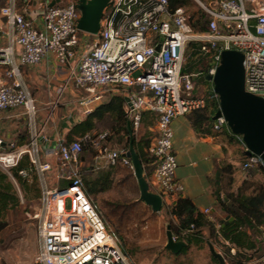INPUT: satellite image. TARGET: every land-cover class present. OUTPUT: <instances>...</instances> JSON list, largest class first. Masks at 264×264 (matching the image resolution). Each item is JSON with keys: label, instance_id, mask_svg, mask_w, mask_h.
<instances>
[{"label": "built area", "instance_id": "2783aa9c", "mask_svg": "<svg viewBox=\"0 0 264 264\" xmlns=\"http://www.w3.org/2000/svg\"><path fill=\"white\" fill-rule=\"evenodd\" d=\"M51 1L5 0L0 6L8 35L0 47L6 80L0 81V112L21 107L28 125V138L21 145L0 138V170L16 186L11 170L25 157L28 168L17 174L27 181L32 176L37 183L38 207L32 215L37 224L35 264H133L118 235L107 227L98 206L86 195L79 170L83 142L89 143L94 153L95 169L122 166L132 170L124 155L127 149L108 148V133L101 132L68 143L59 137L51 159H43L41 141L45 137L36 124L34 100L21 67L38 64L47 53L59 66L73 63L67 82L76 91L74 109L81 119L108 94L122 97L134 136L142 114H153L156 135L146 151L152 167L146 182L167 210L172 204L169 199L183 190L175 179L172 121L203 110L211 102L218 110L211 83L209 94L194 95V79L199 84L200 77L213 75L221 52L234 50L242 55L244 91L264 99V0H190L208 17L202 32L193 31L186 9L171 8L170 0H109L98 34L85 44L81 36L90 35L76 28L78 0H58L49 7ZM32 3L39 11L40 29L26 16ZM190 42L205 56L202 75L181 72ZM211 128L230 132L222 117L213 120ZM235 137L245 152L241 138ZM259 166L264 164L254 154L245 156L241 163L244 171ZM203 213L208 215V209Z\"/></svg>", "mask_w": 264, "mask_h": 264}, {"label": "crops", "instance_id": "0c3cea01", "mask_svg": "<svg viewBox=\"0 0 264 264\" xmlns=\"http://www.w3.org/2000/svg\"><path fill=\"white\" fill-rule=\"evenodd\" d=\"M4 3L5 0L0 3V6ZM17 7L21 8L20 2L17 3ZM26 16L36 28L42 27L39 11L33 3ZM7 38V28L4 19L0 17V47L6 44ZM85 43H89L88 40L82 41V44ZM72 66H74L73 63H70L69 66L57 65L53 55L47 53L38 64L21 67L22 78L34 100L36 124L42 129V134L45 137L41 141L43 159L50 160V152L55 146L56 139L65 138L71 127L84 119H81L74 109L76 91L67 82ZM4 69V66H0V81L2 82L6 81ZM199 86H204L203 93H210L209 82L199 83ZM106 101L107 97L101 104ZM212 122L207 126L209 133L197 134L192 128L188 114L172 121V148L177 163L175 179L181 183L183 190L174 198H170L169 202L173 203L178 197L188 198L200 212L208 209V219L217 223L225 216L217 206L213 193L217 190L218 195L222 196V189L232 185L233 157L237 153L240 154L242 162L245 154L236 137L230 139L231 133L226 128L221 132H214L211 128ZM143 126L142 123L139 129L147 134L148 132L153 133L150 137L152 140L156 135L155 121L151 125ZM0 138L4 142L20 143L27 140V117L21 107L0 112ZM90 158L88 160H90L91 166L86 162L83 165L84 172L90 176L98 170H110L112 179L110 189L123 169L131 172L133 182L137 185L132 170L122 166L95 169L92 156Z\"/></svg>", "mask_w": 264, "mask_h": 264}, {"label": "trees", "instance_id": "16d2710c", "mask_svg": "<svg viewBox=\"0 0 264 264\" xmlns=\"http://www.w3.org/2000/svg\"><path fill=\"white\" fill-rule=\"evenodd\" d=\"M169 4L171 8L184 7L186 9L188 24L193 31L202 32L205 30L208 17L200 9L195 7L190 0H170ZM184 57L186 60L184 59L181 70L183 74L195 73L202 75L204 73L207 65L206 59L200 52L196 43L190 42L188 44ZM196 80L197 78L194 79V82ZM204 82L207 83L206 81ZM194 95L198 94L195 93ZM216 111V103L211 102L205 109L189 113L188 116L193 130L197 134L209 133L207 126L211 124L212 117ZM144 116L146 117L143 118ZM148 116H150L152 120L150 123H145V119ZM103 120H108L112 123L111 129L114 134L119 137L120 142L122 140L125 142L126 147L122 150L127 149L130 136L126 127L127 120L123 111L122 97L118 94H108L105 103L96 106L87 117L79 123L74 124L65 135V142L74 141L86 134L95 135L96 122ZM154 121L155 116L145 112L141 116L140 125L143 123L146 127L151 125ZM144 135H142L139 140H136L134 135H131V138L134 151L143 167V176L145 180H148L151 176L152 167L148 165L149 160L147 159L146 151L152 140L151 138L144 137ZM108 137L109 133L105 142H107ZM233 138H235V135L231 134L230 139ZM25 142L26 140L24 142L14 143L16 145H21ZM82 154L85 155L82 156ZM90 155L93 158L94 153L89 143H81L79 165H82V163L85 165L88 157H91ZM89 165L91 166V164ZM27 168L28 161L23 157L18 165L11 170V174L20 188L25 186L26 180L18 176L17 172ZM256 168L264 174V166ZM92 175L88 177L82 176L84 190L89 198L90 196L95 197L97 194L109 190L112 184L110 170H98L93 176ZM213 195L217 206L221 212L224 213L225 217L223 219L214 223L208 219L209 213L206 215L197 210L188 198L178 197L166 210V215L175 221V223L170 226V228L173 229V231H171L172 235L175 233L177 240L184 239L186 246L190 244L197 246L203 242L205 234L203 231L206 230L208 232V237H210V235H216L236 249V253L231 257L232 262L230 264H243L244 262L250 261L252 257L246 256L243 252L258 251V242L251 238L249 231L253 232L257 229L264 228V191L259 189L247 195L242 189L238 188L235 193H229L228 195L219 196L217 190ZM19 207V198L13 183L8 176L0 170V233L2 231L3 233H8L15 228V219L11 222L9 217L11 215H13L11 218L14 217V215L16 216ZM185 249L186 248L180 253ZM239 258H243V260L239 261ZM213 261L217 264L215 259H213Z\"/></svg>", "mask_w": 264, "mask_h": 264}, {"label": "rangeland", "instance_id": "374dc122", "mask_svg": "<svg viewBox=\"0 0 264 264\" xmlns=\"http://www.w3.org/2000/svg\"><path fill=\"white\" fill-rule=\"evenodd\" d=\"M82 39V41L88 40L90 43L95 37L83 35ZM203 88L204 86H199L196 83L194 93L203 94ZM151 120L152 118L148 116L145 123H150ZM111 127L112 123L108 120L96 122L95 132L109 133L105 144L108 148L124 149L126 147L124 140L120 142ZM145 133L139 129L134 137L139 140ZM152 135L153 133L148 132L144 137L150 138ZM88 159L91 158L88 157ZM233 159L232 185L222 189V196L235 193L238 188L247 195L259 189L264 191V174L257 168L242 170L241 155L238 153ZM86 162L89 165L90 160ZM79 170L82 176L88 177L84 172L83 163L79 165ZM130 173L123 169L115 179L112 189L97 194L95 197L90 196V198L98 206L107 227L118 235L123 251L133 264H216L208 252L207 242L223 256L226 264L232 262L231 257L236 253V249L216 235L208 237L206 230H204L202 243L197 246L187 245L182 253L173 255L165 249L166 226L170 227L175 221L166 215V207L155 213L138 199V187L133 182ZM94 174L95 172H93ZM14 188L19 198L20 207L16 216L9 217L11 222L15 219V228L8 233H3V231L0 233V264H35L38 248L37 224L32 215L38 207L39 189L32 176L28 181L26 180L25 186L20 188L16 183ZM170 230L173 231L171 228ZM249 234L253 240L258 242V251H247L246 253L242 251L246 256L252 257L250 261L243 264H264V228L253 232L249 231ZM173 237L175 241H184V239L177 240L175 233ZM238 260L242 261L243 258Z\"/></svg>", "mask_w": 264, "mask_h": 264}, {"label": "water", "instance_id": "95a60500", "mask_svg": "<svg viewBox=\"0 0 264 264\" xmlns=\"http://www.w3.org/2000/svg\"><path fill=\"white\" fill-rule=\"evenodd\" d=\"M57 1H51L48 6H52ZM108 1L78 0L76 4L79 12L76 21L78 31L96 36L99 31L102 11L108 5ZM204 81L211 83L212 90L218 99V110L212 120L222 117L230 132L241 138L246 148L245 156L257 155L264 164V99L244 91L242 55L234 50L222 51L219 65L214 74L205 75L198 79V83ZM126 127L130 139L124 155L131 161L133 176L139 191L138 199L152 212L157 213L162 209V200L159 195L149 191L143 176L142 164L133 148L129 122L126 123ZM165 236V249L171 254H179L186 247L185 241L173 239L169 225L166 226ZM207 247L210 256L218 264H226L223 256L217 253L209 242H207Z\"/></svg>", "mask_w": 264, "mask_h": 264}]
</instances>
